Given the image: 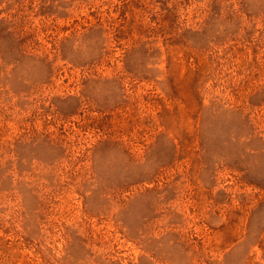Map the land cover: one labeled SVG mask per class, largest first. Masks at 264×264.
Returning <instances> with one entry per match:
<instances>
[{"label": "rangeland", "instance_id": "1", "mask_svg": "<svg viewBox=\"0 0 264 264\" xmlns=\"http://www.w3.org/2000/svg\"><path fill=\"white\" fill-rule=\"evenodd\" d=\"M0 264H264V0H0Z\"/></svg>", "mask_w": 264, "mask_h": 264}]
</instances>
